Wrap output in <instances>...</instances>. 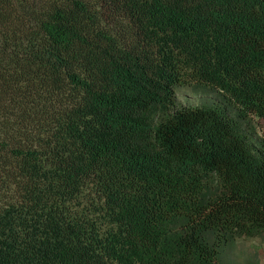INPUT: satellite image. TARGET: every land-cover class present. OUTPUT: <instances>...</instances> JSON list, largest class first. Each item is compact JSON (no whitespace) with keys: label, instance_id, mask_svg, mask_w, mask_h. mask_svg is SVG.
I'll list each match as a JSON object with an SVG mask.
<instances>
[{"label":"trees","instance_id":"trees-1","mask_svg":"<svg viewBox=\"0 0 264 264\" xmlns=\"http://www.w3.org/2000/svg\"><path fill=\"white\" fill-rule=\"evenodd\" d=\"M255 117L264 0H0V264H226L264 242Z\"/></svg>","mask_w":264,"mask_h":264},{"label":"rangeland","instance_id":"rangeland-1","mask_svg":"<svg viewBox=\"0 0 264 264\" xmlns=\"http://www.w3.org/2000/svg\"><path fill=\"white\" fill-rule=\"evenodd\" d=\"M173 88L181 106L220 103L219 93L207 85L183 82ZM254 124L258 133L264 135V119L255 117ZM222 257L226 264H264V242L259 238H236L223 252Z\"/></svg>","mask_w":264,"mask_h":264}]
</instances>
